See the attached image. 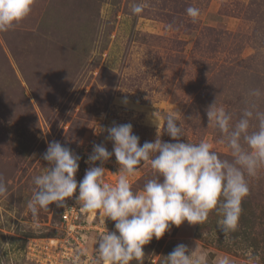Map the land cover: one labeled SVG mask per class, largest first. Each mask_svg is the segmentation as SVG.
<instances>
[{
    "label": "rangeland",
    "instance_id": "374dc122",
    "mask_svg": "<svg viewBox=\"0 0 264 264\" xmlns=\"http://www.w3.org/2000/svg\"><path fill=\"white\" fill-rule=\"evenodd\" d=\"M134 2L140 0H36L28 18L0 33V175L8 186L0 198V264H39L26 256L30 241L60 233L62 207L50 205L37 220L26 207L33 177L48 166L43 154L49 142L80 157L77 177L83 147L100 119L105 129L99 144L112 152L107 128L132 124L142 146L157 136L147 117L176 110L182 142H208L231 159L207 115L198 118L193 110L200 113L198 98L205 92V107L216 102L233 112L228 94L245 92L248 77L264 75V0H143L140 15L131 12ZM189 6L200 10L195 23L186 14ZM232 67L242 75L230 77ZM161 140L175 142L166 132ZM151 178L150 165L140 166L129 177L133 191ZM249 186L237 232L225 235L215 212L201 225H173L143 246V264H165L178 244L196 248L206 264H220L225 256L231 264H264V169ZM114 224L103 219L100 227ZM105 233L91 234L92 258L83 256L80 264H93Z\"/></svg>",
    "mask_w": 264,
    "mask_h": 264
},
{
    "label": "clouds",
    "instance_id": "9594fccd",
    "mask_svg": "<svg viewBox=\"0 0 264 264\" xmlns=\"http://www.w3.org/2000/svg\"><path fill=\"white\" fill-rule=\"evenodd\" d=\"M35 4L36 0H0V33L14 30L32 14ZM144 10L143 0L131 5L133 15ZM186 14L195 23L201 13L189 6ZM249 95L259 98L264 93L254 89ZM206 115L208 124L220 134L219 143L230 150L231 159L221 158L208 142H182L185 131L176 110L152 114L157 136L142 146L132 124L107 128L112 152L103 144L94 145L87 161L94 166L79 183L76 173L80 157L58 141L49 142L43 154L48 166L33 177L35 187L27 201L28 212L37 220L41 211H50L52 204L65 207L66 200L75 194V203L84 211H98L105 221L115 222V231L107 230L98 238L93 264H143V246L153 237L159 240L173 225L179 227L185 221L204 224L213 212L222 218L218 226L225 235L235 232L242 202L250 195L249 178L264 169V111L252 102L233 122V114L214 102ZM163 132L175 142L162 141ZM113 155L119 176L110 185L104 182L103 164ZM96 162L100 165L95 166ZM144 164L150 165L153 178L142 191L135 192L129 177L137 175ZM7 195L8 186L0 175V198ZM86 254L84 249L77 252L75 264H80ZM166 257L165 264H206L203 253L197 254L196 248L190 250L184 244H178ZM220 264H231V260L225 256Z\"/></svg>",
    "mask_w": 264,
    "mask_h": 264
},
{
    "label": "built area",
    "instance_id": "2783aa9c",
    "mask_svg": "<svg viewBox=\"0 0 264 264\" xmlns=\"http://www.w3.org/2000/svg\"><path fill=\"white\" fill-rule=\"evenodd\" d=\"M101 129V131H100ZM105 129L104 119H100L94 131L88 137L83 147L82 166L76 177L79 183L86 171L94 166L88 163V157L92 154L93 146L99 144L101 135ZM96 162L95 166H99ZM105 170L104 182L114 185L119 176V165L112 158L103 164ZM117 171V172H116ZM115 177V178H114ZM78 194V193H77ZM96 218L101 219L99 212H86L75 203L73 198L66 200V206L62 207L59 230L57 237L46 239H32L27 247V258L39 264H72L74 258L81 249L86 248L83 237L85 233L99 230Z\"/></svg>",
    "mask_w": 264,
    "mask_h": 264
},
{
    "label": "trees",
    "instance_id": "16d2710c",
    "mask_svg": "<svg viewBox=\"0 0 264 264\" xmlns=\"http://www.w3.org/2000/svg\"><path fill=\"white\" fill-rule=\"evenodd\" d=\"M255 2H253L252 1V5L254 4ZM249 17V16H248ZM247 17V18H248ZM233 70H234V72H233ZM230 71H232L231 73H230V77H232V78H236V77H238L239 75H242V73H241V70H238V69H235L234 67H232L231 69H230ZM243 77V79L246 77V76H241V78ZM247 80H248V83L246 84V86H244L243 88H246V91L245 92H242V93H237V94H235L236 92H234V93H231V94H228V96L226 97V99H225V102L227 103V104H232V106L234 107V111L233 112H231L232 114H233V118H239V116H240V114L242 113V111L246 108V107H248L249 106V104L250 103H252V102H255L257 105H258V107L260 108V110H262V111H264V95H262L261 97H259V98H254V97H251L250 95H249V93L251 92V90H254V89H260L261 90V92L262 93H264V75H260V74H258V75H256V77H255V75L253 76V77H248L247 78ZM209 89V88H208ZM205 94V92L202 94V95H200V97L198 98L199 99V104L197 105V107L200 109V113L198 112V111H195V110H193L194 112H196L197 113V117L198 118H200L201 117V112H202V114H205L206 115V112L204 111L208 106H206L205 107V105L204 104H202V102H201V98H202V96ZM203 97H205V96H203ZM231 97L232 98H235L236 100V104H237V106H236V104L234 103V102H231V101H227V99H231ZM203 99V98H202ZM258 100V101H257ZM197 125V124H196ZM195 125V126H196ZM194 126V127H195ZM227 158H231V157H227ZM146 178V177H145ZM263 193H264V191H263ZM62 210V209H61ZM60 215H61V213H60ZM60 215H59V219H60ZM235 232H237V231H235ZM249 240V236H248V234L246 233V235L244 236V240L245 241H248Z\"/></svg>",
    "mask_w": 264,
    "mask_h": 264
},
{
    "label": "crops",
    "instance_id": "0c3cea01",
    "mask_svg": "<svg viewBox=\"0 0 264 264\" xmlns=\"http://www.w3.org/2000/svg\"><path fill=\"white\" fill-rule=\"evenodd\" d=\"M148 120V121H147ZM146 121H147V123H148V125H151V126H153L155 129H156V127L153 125V123L151 122L152 121V116L151 117H147V119H146ZM103 217L101 216V219H100V221H99V226H98V228H99V230H96V231H91V232H89V233H85L84 235H83V237H84V239H85V242H86V248H85V250H86V252H87V254H86V256L87 257H91V255H89V252H88V239L90 238V236H91V234L93 233V232H97V231H100V233H102L103 231H109V232H112V231H115V229H107V228H101L100 227V225H102L103 224ZM96 223H97V218H96V221H95ZM92 258V257H91Z\"/></svg>",
    "mask_w": 264,
    "mask_h": 264
}]
</instances>
